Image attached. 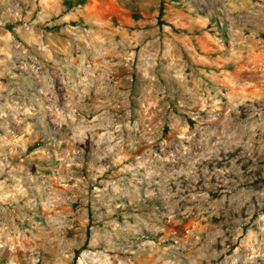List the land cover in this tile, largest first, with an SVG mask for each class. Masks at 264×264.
Masks as SVG:
<instances>
[{
    "label": "rangeland",
    "instance_id": "obj_1",
    "mask_svg": "<svg viewBox=\"0 0 264 264\" xmlns=\"http://www.w3.org/2000/svg\"><path fill=\"white\" fill-rule=\"evenodd\" d=\"M0 264H264V0H0Z\"/></svg>",
    "mask_w": 264,
    "mask_h": 264
}]
</instances>
